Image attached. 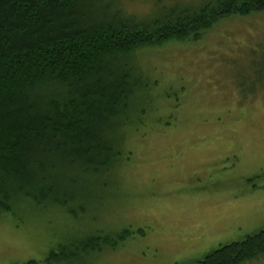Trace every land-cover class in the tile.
<instances>
[{"label":"rangeland","instance_id":"rangeland-1","mask_svg":"<svg viewBox=\"0 0 264 264\" xmlns=\"http://www.w3.org/2000/svg\"><path fill=\"white\" fill-rule=\"evenodd\" d=\"M206 1L106 2L143 21ZM145 51L134 60L150 84L136 106L148 115L122 120L136 136L120 165L102 176L58 165L62 178L51 181L74 199L0 212V264H191L264 229V13ZM90 235L118 246L77 252ZM59 245L64 256L46 262Z\"/></svg>","mask_w":264,"mask_h":264},{"label":"trees","instance_id":"trees-1","mask_svg":"<svg viewBox=\"0 0 264 264\" xmlns=\"http://www.w3.org/2000/svg\"><path fill=\"white\" fill-rule=\"evenodd\" d=\"M106 1L0 0V212L74 199H62L67 189L51 181L62 178L58 165L81 164L83 175L100 176L120 165L124 140L136 136L122 120L148 115L136 106L141 88H149L136 53L200 40L224 19L264 13V0H207L139 21L112 14L114 0ZM124 233L123 241L131 235ZM102 239L90 235L76 251L118 246ZM64 252L57 246L46 262ZM263 254L264 230L198 264H242Z\"/></svg>","mask_w":264,"mask_h":264},{"label":"flooded vegetation","instance_id":"flooded-vegetation-1","mask_svg":"<svg viewBox=\"0 0 264 264\" xmlns=\"http://www.w3.org/2000/svg\"><path fill=\"white\" fill-rule=\"evenodd\" d=\"M262 230H264V229H262ZM262 230L258 231L257 233L259 234V232H261ZM252 236H253V235H252ZM249 237H251V234H250V235H247V237H245L244 239H241V240H240L239 238H236V237H235V238L232 239V241H230L228 244L218 245V248H217L216 250L210 252V253L207 254L204 258H206V257H208L209 255H211V254H213V253L219 251L223 246H228V245L235 244V243H238V242H241V241H246L247 238H249ZM245 239H246V240H245ZM261 256L264 257V254L261 255ZM254 261H256V262H257V261H258V262H263L264 260H263L262 258L259 257V258H255V259L247 260V261H245V262L242 263V264H249V263L254 262ZM198 262H199V261L192 262L191 264H198Z\"/></svg>","mask_w":264,"mask_h":264}]
</instances>
